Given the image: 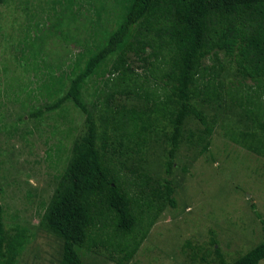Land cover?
Wrapping results in <instances>:
<instances>
[{"label":"trees","instance_id":"1","mask_svg":"<svg viewBox=\"0 0 264 264\" xmlns=\"http://www.w3.org/2000/svg\"><path fill=\"white\" fill-rule=\"evenodd\" d=\"M121 1L125 13L105 43L78 54L61 96L31 113L39 119L71 103L84 116L83 131L73 140L38 221L42 231L62 240L58 264H84L80 249H103L115 264L134 258L165 208L177 206L169 177L181 145L201 146L202 153L219 124L203 106L221 107L228 100L229 107L240 109L245 128L222 125L224 134L264 157V0ZM131 57L146 65V72H136ZM230 70L245 94L233 91L232 81L226 84ZM92 78L101 85L89 106L84 89ZM117 96L137 99L141 106L117 105ZM189 119L202 129L187 130ZM157 139L163 143L164 176L153 179L127 163ZM1 196L0 187V264H17L28 238L23 228L8 232ZM251 209L261 224V242L231 262L214 248L220 264L264 260V220L254 205Z\"/></svg>","mask_w":264,"mask_h":264},{"label":"rangeland","instance_id":"2","mask_svg":"<svg viewBox=\"0 0 264 264\" xmlns=\"http://www.w3.org/2000/svg\"><path fill=\"white\" fill-rule=\"evenodd\" d=\"M124 8L121 0L0 3L1 204L8 232L23 228L28 238L17 264H58L61 260L62 240L42 231L38 221L71 144L84 128V116L71 103L39 119L31 113L61 96L71 77V61L86 50L100 48L117 28ZM87 57L86 53L84 60ZM221 57L226 63L227 58ZM131 64L136 72H146V65L133 57ZM224 79L228 86L233 82V91L245 94L233 70ZM100 85L95 78L88 80L84 99L89 106ZM114 102L128 108L141 106L131 97L117 96ZM203 109L208 116L217 115L219 122L209 146L199 153L201 146L181 145L169 177L177 206L165 208L127 264H220L214 248L231 262L262 240L261 224L251 205L264 220V157L225 136L222 125L245 128L240 109L229 107L228 100L224 106ZM186 129L197 132L202 127L189 119ZM162 162L163 143L157 139L127 165L157 179L164 176ZM78 253L84 264H115L103 249Z\"/></svg>","mask_w":264,"mask_h":264}]
</instances>
